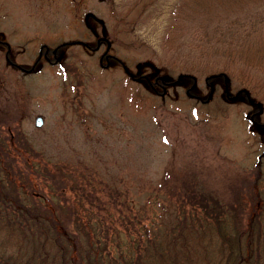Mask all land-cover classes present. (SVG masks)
<instances>
[{"label":"rangeland","instance_id":"rangeland-1","mask_svg":"<svg viewBox=\"0 0 264 264\" xmlns=\"http://www.w3.org/2000/svg\"><path fill=\"white\" fill-rule=\"evenodd\" d=\"M185 1L0 0V137L16 144L24 135L10 154L19 163L31 154L27 140L33 159L65 180L66 204L108 215L124 247L182 201L183 181L189 192L228 200L252 192L264 164V126L253 120L264 121V73L243 81L249 101L221 80L208 84L229 59L202 41L194 16L183 17ZM141 75L178 79L154 90ZM36 188L51 196L43 182ZM243 198L244 221L258 216L264 229V190L259 200Z\"/></svg>","mask_w":264,"mask_h":264},{"label":"trees","instance_id":"trees-1","mask_svg":"<svg viewBox=\"0 0 264 264\" xmlns=\"http://www.w3.org/2000/svg\"><path fill=\"white\" fill-rule=\"evenodd\" d=\"M182 4L183 17L194 16L203 30L205 38L201 40L229 59L227 68L208 74L206 82L215 83L217 89L221 80L226 92L230 87L237 88L235 95L243 94L249 101L251 94L242 87L243 81L248 84L247 76L252 71L264 73V0H187ZM255 7L260 10L251 12ZM261 33L263 37L259 38ZM182 77H189L190 87L196 84L189 72ZM140 78L154 90L178 79ZM236 79L240 80L237 87L232 85ZM256 104H251L252 113L259 114ZM253 120L264 126L263 120ZM23 137L16 138L19 148ZM16 144L0 137V264H264L261 219L256 216L248 223L244 221L248 200L243 198L244 194L250 200L261 198L263 162L255 167L253 181L246 179L253 183V191L237 190L228 200L189 192L185 181L178 188L174 186L172 190L180 189L187 195L179 204L169 202L171 206L152 218L149 228L142 226V235L133 236L131 244L124 247L119 236L115 239L119 228L108 215H96L93 207L84 209L82 204L67 205L65 180L33 159L38 151L27 140L24 145L31 154L19 152V163L18 156L10 154L17 152ZM39 182L49 186L50 197L38 191ZM53 182L60 183L54 187ZM155 196L160 198L157 193ZM165 214L169 221L160 220ZM177 248L181 254L174 253Z\"/></svg>","mask_w":264,"mask_h":264},{"label":"water","instance_id":"water-1","mask_svg":"<svg viewBox=\"0 0 264 264\" xmlns=\"http://www.w3.org/2000/svg\"><path fill=\"white\" fill-rule=\"evenodd\" d=\"M43 123V118L40 115H37L34 119V124L40 126Z\"/></svg>","mask_w":264,"mask_h":264},{"label":"flooded vegetation","instance_id":"flooded-vegetation-1","mask_svg":"<svg viewBox=\"0 0 264 264\" xmlns=\"http://www.w3.org/2000/svg\"><path fill=\"white\" fill-rule=\"evenodd\" d=\"M47 51H48V48L46 47L43 54L45 55Z\"/></svg>","mask_w":264,"mask_h":264}]
</instances>
